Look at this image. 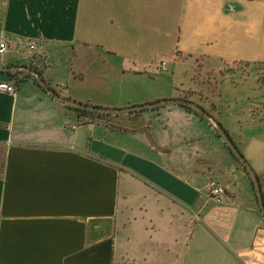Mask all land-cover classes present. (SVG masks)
I'll list each match as a JSON object with an SVG mask.
<instances>
[{"label":"crops","instance_id":"obj_1","mask_svg":"<svg viewBox=\"0 0 264 264\" xmlns=\"http://www.w3.org/2000/svg\"><path fill=\"white\" fill-rule=\"evenodd\" d=\"M2 41L0 66L124 109L195 92L191 68L264 64V0H0ZM37 80L0 70L17 89L0 91V264H264L256 188L209 121L179 104L79 112ZM225 128L264 191V129Z\"/></svg>","mask_w":264,"mask_h":264},{"label":"rangeland","instance_id":"obj_2","mask_svg":"<svg viewBox=\"0 0 264 264\" xmlns=\"http://www.w3.org/2000/svg\"><path fill=\"white\" fill-rule=\"evenodd\" d=\"M199 74L201 75L195 74L191 68L187 76L184 77L189 87L198 90L185 94V98L175 99H186L201 105L224 127L227 125L232 133L239 132V128L240 131H244L245 126L247 128L245 130H253L252 133L257 132L256 128L264 129V64L237 62L225 66L220 72L214 73V76L212 74L209 79L208 75H203L201 71ZM191 112L202 117L198 113L200 111ZM202 119L209 121L221 136L211 119L207 117H202ZM251 127L253 129H249ZM252 133L248 134V139L252 137ZM224 143L228 148L226 141ZM235 160L237 161L236 158ZM238 164L242 167L239 162ZM211 181L219 182L217 178H211Z\"/></svg>","mask_w":264,"mask_h":264},{"label":"water","instance_id":"obj_3","mask_svg":"<svg viewBox=\"0 0 264 264\" xmlns=\"http://www.w3.org/2000/svg\"><path fill=\"white\" fill-rule=\"evenodd\" d=\"M19 69L28 70V71L32 72L33 74H35L38 77V80H39L41 86H43L48 92H50L56 99H58L62 102H65L71 106H74L76 108L86 109V110H89L92 112L106 113V114H120V113H124V112L136 111V110H141V109H145V108L160 107V106L166 105V104H184V105H190V106L194 107L195 109H197L198 111L203 113L207 118L211 119L215 123L217 130L220 132L221 136L224 138V140L226 141L228 146L231 148L233 153L236 155V157L239 159V161L245 166V168L250 173V175L253 179L256 191H257V197H258L259 204H260L263 216H264V192H263V187H262L260 176L258 175L256 170L253 168V166L251 165L249 160L245 157L243 152L240 150L239 146L235 143V141L233 140V138L231 137V135L229 134L227 129L223 126V124L221 122L217 121L201 105H199L195 102L186 100V99H170V100H164L162 102H157V103H152V104L136 105V106H132V107L124 108V109H110V108L97 107V106L84 104V103L77 102V101H74V100L69 99V98L62 97L54 89H52L49 86V84H47V82L36 71L31 70L27 66H21V67L20 66H14V67H2V66H0V70H2V71H13V70H19Z\"/></svg>","mask_w":264,"mask_h":264},{"label":"built area","instance_id":"obj_4","mask_svg":"<svg viewBox=\"0 0 264 264\" xmlns=\"http://www.w3.org/2000/svg\"><path fill=\"white\" fill-rule=\"evenodd\" d=\"M31 49H35L34 45H31ZM8 50V44L6 41L0 43V54H5ZM159 69L167 70L168 64L166 61H162L158 66ZM16 88L8 83H0V91L7 93H16ZM209 194L214 198L218 203H222L226 197L227 190L217 181H211L209 184Z\"/></svg>","mask_w":264,"mask_h":264},{"label":"trees","instance_id":"obj_5","mask_svg":"<svg viewBox=\"0 0 264 264\" xmlns=\"http://www.w3.org/2000/svg\"><path fill=\"white\" fill-rule=\"evenodd\" d=\"M38 74L43 77V74L40 70H37ZM10 74L14 77H17L18 75H23L24 78L26 77H30L31 75L30 74H27L26 72L24 71H19V72H10ZM38 81V80H37ZM179 106L187 109V110H190V111H195V112H198L196 109H194L193 107L189 106V105H184V104H179ZM76 110H78L79 112H84V113H88V114H94V115H98V116H107V114L105 113H96V112H92V111H89V110H86V109H81V108H76ZM203 118H206L202 113L198 112ZM228 131V130H227ZM230 134V133H229ZM232 137V136H231ZM234 140V139H233ZM235 141V140H234ZM236 143V142H235ZM228 146V144H227ZM231 154L237 159V161L242 165V167L244 168L245 170V173L247 174V176L251 179L253 185H254V182H253V179L250 175V173L248 172V170L245 168V166L239 161V159L236 157V155L233 153V151L231 150V148L228 146ZM240 148V147H239ZM242 151V150H241ZM244 154V153H243ZM4 167V162H3V159H2V154H1V151H0V174L2 172V169ZM261 179V178H260ZM262 183V182H261ZM255 187V185H254Z\"/></svg>","mask_w":264,"mask_h":264}]
</instances>
